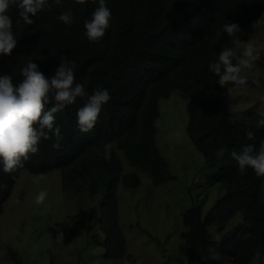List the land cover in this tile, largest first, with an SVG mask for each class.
<instances>
[{"label":"trees","instance_id":"16d2710c","mask_svg":"<svg viewBox=\"0 0 264 264\" xmlns=\"http://www.w3.org/2000/svg\"><path fill=\"white\" fill-rule=\"evenodd\" d=\"M105 3L111 13L109 26L96 41L88 40L83 32L84 20L91 19L97 0H62L61 4L48 0V6L31 17L32 24L24 22L15 4L7 9L16 45L9 54L0 55V73L18 83L23 78L20 69L32 60L45 77H51L64 57L75 61L69 64L74 68L73 86L83 85L84 95L53 113L54 127L60 128L59 147H53L56 137L44 128L48 139L41 138L36 153H28L27 160L21 157L22 164L13 172L0 170V212L22 170L41 174L59 169L63 197L77 199L78 206L90 205L88 224L94 231L90 243L100 246L103 259L127 258L117 189L119 185L138 187L140 176L134 170L124 172L122 157L153 185L174 178L157 146L155 120L159 99L179 89L186 97L185 132L212 168L205 186L221 183L225 191L206 211L200 204L186 208L178 236L188 247L189 262L215 254L228 258L229 264H249L256 255H264V175L257 176L250 167L241 171L232 152L239 154L247 144L254 151L259 149L264 126L256 123L264 115L228 110L218 91L235 83L219 84V74L209 64L225 47L235 53L231 62H238L242 52L235 46L236 37L264 15V0ZM68 9L73 14L71 24L58 18ZM230 22L240 27L233 36L222 28ZM245 77V84L253 85ZM99 87L108 89L110 99L102 105L94 126L81 131L77 109ZM54 93L50 88L42 114L60 103ZM38 126V122L34 124ZM248 131L253 133L251 137ZM104 143L112 144L107 160ZM221 148L223 153L218 152ZM2 164L0 158V169ZM237 213L241 220L226 230ZM211 230L219 237L212 236Z\"/></svg>","mask_w":264,"mask_h":264},{"label":"rangeland","instance_id":"374dc122","mask_svg":"<svg viewBox=\"0 0 264 264\" xmlns=\"http://www.w3.org/2000/svg\"><path fill=\"white\" fill-rule=\"evenodd\" d=\"M248 43L254 45L258 56L251 68L241 69L240 75L249 76L253 85L229 84L218 91V96L234 113L257 111L264 115V15L237 35L235 46L242 53ZM158 108L156 142L174 178L153 185L122 157L124 172L134 170L140 176L138 187L119 185L117 189L127 258L103 259L100 246L90 243L94 232L88 224L90 205L78 206L77 199L63 197L59 169L41 174L22 170L0 212V264H50L52 259L54 264H229L228 258L215 254L189 262L188 247L178 236L182 230L181 213L191 204H200L206 211L225 188L221 183L205 186L212 168L185 132L183 92L175 89L161 97ZM41 190L47 195L37 204L35 196ZM240 220L237 213L226 230ZM216 233L211 230L212 236L219 237ZM249 264H264V255H256Z\"/></svg>","mask_w":264,"mask_h":264},{"label":"clouds","instance_id":"9594fccd","mask_svg":"<svg viewBox=\"0 0 264 264\" xmlns=\"http://www.w3.org/2000/svg\"><path fill=\"white\" fill-rule=\"evenodd\" d=\"M54 3L61 4L62 0H54ZM11 4H15L19 9L18 14L25 23L32 24L31 17L48 6V0H0V55L9 54L16 45V38L11 30L12 20L7 14ZM97 5L91 13V19L84 20L83 35L90 41L100 39L109 26L111 13L106 7L105 0H97ZM58 18L65 24H71L73 19L71 9L61 12ZM222 28L229 36L240 32V27L235 22L226 23ZM234 56L233 49L225 47L218 53L217 59L209 64V68L219 74L218 83L221 85L228 81L238 86L244 85L246 77L240 75L241 69L251 68L258 53L255 52L254 45L248 43L236 64L231 62ZM61 61L51 77H45L32 60L20 69L23 78L18 83H13L9 74L0 73V158L3 161L0 170L3 172L15 171L17 166L22 164L21 157L27 160L28 153L38 151L41 138L48 139V133L43 131L44 128L51 130L56 137L57 142L53 147H59L60 128L59 125L54 127L53 113L57 108H63L65 103H72L76 96L84 95L83 85L76 83L73 86L74 68L69 64L74 65L75 61H69L64 57H61ZM222 67L223 71H221ZM50 88L55 89L54 98L60 103L42 114L44 104L49 99ZM109 99L108 89L99 87L93 90L87 102L76 112L81 131L86 132L94 126L102 105ZM37 122L39 126L34 127ZM256 126H264V119L258 120ZM247 135L251 137L253 133L248 131ZM111 149V143H104L105 160L110 158ZM224 151V148L218 150L220 153ZM232 156L241 171L250 167L257 176L264 175V142L255 151L252 144H247L242 152L239 154L232 152ZM35 179L38 182L39 176ZM46 195L44 190L39 191L35 196V203H42ZM60 238L58 235L57 240Z\"/></svg>","mask_w":264,"mask_h":264},{"label":"bare ground","instance_id":"6f19581e","mask_svg":"<svg viewBox=\"0 0 264 264\" xmlns=\"http://www.w3.org/2000/svg\"><path fill=\"white\" fill-rule=\"evenodd\" d=\"M15 191V190H14ZM7 196V195H6Z\"/></svg>","mask_w":264,"mask_h":264}]
</instances>
